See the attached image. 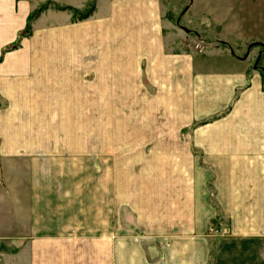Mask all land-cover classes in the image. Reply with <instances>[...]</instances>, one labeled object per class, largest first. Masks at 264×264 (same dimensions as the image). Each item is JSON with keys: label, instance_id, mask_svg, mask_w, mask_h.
Returning a JSON list of instances; mask_svg holds the SVG:
<instances>
[{"label": "crops", "instance_id": "1", "mask_svg": "<svg viewBox=\"0 0 264 264\" xmlns=\"http://www.w3.org/2000/svg\"><path fill=\"white\" fill-rule=\"evenodd\" d=\"M90 1L0 0V264H264V0Z\"/></svg>", "mask_w": 264, "mask_h": 264}, {"label": "rangeland", "instance_id": "2", "mask_svg": "<svg viewBox=\"0 0 264 264\" xmlns=\"http://www.w3.org/2000/svg\"><path fill=\"white\" fill-rule=\"evenodd\" d=\"M94 2V0H91L85 10H87L88 6ZM177 4V3H175ZM48 6H51L49 4H43L41 6L42 8H47ZM61 10H65L64 8H59ZM40 10V9H39ZM69 10V9H68ZM84 11L77 12L73 16V20H79V16L83 14ZM32 20V19H31ZM262 78H263V86H264V72L262 73ZM116 103V105H115ZM107 108L108 109H117V100L116 101H107ZM97 119L98 117H91V124H97ZM99 131L96 129V131H91V139H105L106 141L108 140H117V114L115 115H106L105 117H99ZM96 122V123H92ZM98 131V132H97ZM103 141V140H102ZM93 151L96 153L97 150H100L101 152L104 151L103 157L105 156L106 163H101L99 157L96 155H91V170L95 172H99L102 170H113V167L116 166L117 168V147L111 148L109 145L105 144V148L100 147L98 148H92ZM105 161V160H104Z\"/></svg>", "mask_w": 264, "mask_h": 264}, {"label": "trees", "instance_id": "3", "mask_svg": "<svg viewBox=\"0 0 264 264\" xmlns=\"http://www.w3.org/2000/svg\"><path fill=\"white\" fill-rule=\"evenodd\" d=\"M94 6H95V5H94V2H92V3L90 4V6H88L87 10H84V13L81 14V15L79 16V20H80V19L87 18V17L92 13V11L94 10ZM42 9H44V8H42ZM42 9H41V10H42ZM70 10H71V9H70ZM71 11L74 13V15L77 14V11H75V10H71ZM39 13H40V10H38V11H34L33 14H32L31 16L28 17V20H27V26H26L25 31H24L23 33H21V34L18 36L17 40H16V41H15L10 47H8L7 50H10V49L15 48V47L18 45V42H19L20 37H22V36H28V35L30 34L29 22L31 21V19H32L33 17H35V16L38 15ZM77 15H78V14H77Z\"/></svg>", "mask_w": 264, "mask_h": 264}]
</instances>
